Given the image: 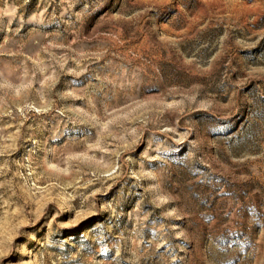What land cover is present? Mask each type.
I'll list each match as a JSON object with an SVG mask.
<instances>
[{
  "label": "rangeland",
  "instance_id": "rangeland-1",
  "mask_svg": "<svg viewBox=\"0 0 264 264\" xmlns=\"http://www.w3.org/2000/svg\"><path fill=\"white\" fill-rule=\"evenodd\" d=\"M0 264H264V0H0Z\"/></svg>",
  "mask_w": 264,
  "mask_h": 264
}]
</instances>
